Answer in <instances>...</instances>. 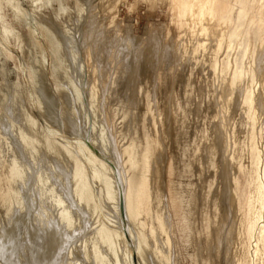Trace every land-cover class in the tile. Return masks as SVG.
<instances>
[{
    "label": "bare ground",
    "instance_id": "1",
    "mask_svg": "<svg viewBox=\"0 0 264 264\" xmlns=\"http://www.w3.org/2000/svg\"><path fill=\"white\" fill-rule=\"evenodd\" d=\"M121 1L116 0V3ZM170 6L171 11H175L178 17L185 21L182 23L184 25H180L174 35L168 29L164 31L162 26L161 28L152 26L148 32L149 55L147 51L139 53L140 44L137 49L135 45V51H138L136 58L141 63L146 62L150 55L154 57L152 69H163L162 65L169 55L173 56L175 63L177 61V66L173 64L168 66V62L173 63L168 61L172 58L170 57L166 59V66H173L170 70L166 67L168 71H172L171 76L167 74L170 77L166 75L167 70L166 72L163 70L165 73L162 71L165 76L157 70L159 74L155 71L145 76L144 81L141 79L143 81L141 87L138 82L143 74H137L136 84L142 88L143 94L148 91V87L144 86L150 87L151 84L148 94H151L153 102L154 127L158 126V120L163 125L162 118L167 111L176 120L173 123V131L170 130L175 132V140L172 141L180 153L176 157L175 168L171 165L168 168V175L170 178L176 175L181 182L176 186L169 180L168 195L158 188L157 160L160 159L158 150L162 141H166L169 135H172L170 131L168 133L164 127L162 132L156 129L157 138L150 140L152 143L144 141L148 146L142 141L144 143L142 146L146 147L140 150L137 143L139 145L141 141L136 143L133 133L129 139L127 134H125L127 137L123 135V130L127 129V127L122 129L123 125L137 123L134 111L136 112L138 101L128 96V92L135 89L136 84L133 80L129 82L128 79H122L129 72L128 58L133 53L126 52L133 49L130 39H124L125 43L121 40L124 46L120 49L114 48L115 44L109 39L112 47L104 48L102 56H105V63L104 58L100 61L101 65L105 64L106 67L102 65L101 69L97 68L100 62L94 66L96 61L94 60L91 66V68L94 66L91 69L93 78H90L93 81L89 82L90 85L84 83L87 89L84 88L83 93L87 94L89 102L85 100L88 104L94 103L96 107L90 104V108H97L102 124L100 125L102 130L99 128L102 134L101 141L98 139L102 144L96 143L93 139L94 147L88 148L87 144L85 147L77 142L78 138L83 142L82 137H88L86 133H89L85 130L82 132L79 126L76 127V121L75 126L72 125L75 119L79 122L80 118L73 117L75 119L71 120L70 113L66 114L68 123L66 120L64 122L71 123L69 126L71 125L72 129L76 127L77 139L69 142L57 141L54 139V131L48 125L51 123L47 124L49 129L43 130L33 119L27 117L26 109L25 113L23 112L25 102L22 107L21 105L25 96H22L24 93H21L23 89H20V85L10 87L8 86L10 83H7L8 85L0 83V224L4 222V226H0V264H127L128 253L134 249L144 264H183V251L187 249L190 251L185 253L184 258H188V264H264V37L260 35L254 47L252 44L248 45L240 54V58L236 59L238 48L234 43L239 38L238 27L233 30L234 33L226 36L228 23L224 20L223 13L228 8L225 9L224 1L189 0L187 3L183 1L181 3V0H172ZM66 14V9L61 6L54 13V20L57 21ZM76 14L75 19L71 17L68 19L69 23L74 22L78 25L83 20V7L77 9ZM36 17L35 12L29 20L23 21L21 26L28 27L33 23L29 48L31 50L39 48L45 54L44 46L36 44L34 37L37 35V27L46 33L47 23L43 22L42 25L36 23ZM94 21L91 19L87 25L85 24L86 34L82 33L83 41H80V45L74 36L70 41L66 39V34L72 31L61 22H54L58 26L57 30L60 28L56 31L60 33L57 37L55 34L53 41L49 40L50 34L46 36L50 29L43 37H50L48 39L49 45L51 41L50 48L60 49L59 52L63 53L62 57L60 56L62 60L70 57L71 60L67 59V63L77 62L79 55L82 54L85 62L91 61L93 52L97 56L100 44H98L100 39L96 36L93 47L88 42L91 39ZM118 26L115 18L109 19L106 24L107 31L110 36L115 34V39L117 32L113 34L112 32ZM143 48L145 49V46ZM80 49L82 54L79 52ZM228 49L229 54L226 53ZM40 50L38 52H41ZM31 54L28 58L26 76L29 94L34 99V94L38 93L40 99L35 98L42 107L39 109L52 114L53 99L47 98L48 93L43 80L46 74L44 69L46 60L40 62L42 58H38V61L37 56ZM54 54L50 52L47 59L51 63L53 81L59 85V82L66 84L62 87L65 89L61 92L64 93L63 99L67 96V99L80 100V92L78 96L79 93L76 91L73 98V93L69 91V80H73L74 77L71 76L68 80L70 72L63 66L67 63L56 59ZM125 54L129 55L127 59ZM98 56L100 57L101 53ZM223 57L226 59L225 64L221 62ZM186 62L189 65H185ZM183 65L188 66L185 69L188 74L185 73V76L182 74ZM174 66L178 68V74L175 73ZM198 71L201 80L193 86L192 79ZM181 77L185 78L183 85ZM178 80L184 94L181 101L176 99L178 95L174 90ZM120 84L124 86L120 93H126V98L118 93ZM76 86L81 90L82 86L74 87ZM162 88L165 89L163 97L167 102L166 100L163 102L162 96L159 98L156 95V92L162 94ZM56 90L60 92L59 87H56ZM95 99L97 103L94 102ZM70 102L69 105L73 101ZM126 104L133 107L130 114L123 110ZM74 105L71 107L74 108ZM209 110L211 115L207 112ZM73 112L74 110L70 115L74 116ZM64 113L60 114L62 115L60 117H64ZM191 116L195 117L196 123L201 122L200 127H195L192 131L189 127ZM235 116L239 119L235 120ZM54 117L50 118L51 121L59 124ZM57 117L60 118L58 115ZM61 120L63 121V118ZM137 128L134 127L133 130L139 131ZM220 157L224 164L225 179L219 172L217 160ZM56 159L67 163L62 166L61 163L56 164L58 161L55 162V166L58 165L56 168L60 170L58 173L56 169H52L51 172L52 166L49 165L50 161ZM38 162L41 164L40 168ZM244 162H247V166L243 165ZM138 163L143 165L145 183L140 194L134 193L131 186L126 183L129 166H136ZM152 173H155V176H152ZM96 180L102 184L99 194L95 193L97 190L93 187ZM134 183L138 184L135 180ZM103 201L113 203L111 206L114 207L117 218L114 217V220H118L117 226L106 222V219L101 220ZM150 223L153 225L155 223L153 228L150 227L153 230L147 228ZM89 224L97 225L93 234L89 231L92 235L77 239L84 233L85 227L90 226ZM133 226L137 228L138 233L136 231L135 233L139 237L138 240L135 239ZM144 245L148 247L147 251ZM141 247L144 251H141ZM120 248L122 252L124 251L121 260H119L121 257L117 256L120 252L117 250ZM74 255L79 256V259L76 258L77 262H74V258L71 259Z\"/></svg>",
    "mask_w": 264,
    "mask_h": 264
},
{
    "label": "rangeland",
    "instance_id": "2",
    "mask_svg": "<svg viewBox=\"0 0 264 264\" xmlns=\"http://www.w3.org/2000/svg\"><path fill=\"white\" fill-rule=\"evenodd\" d=\"M64 1L65 0H46V1L45 0H0V83H5L6 85H8L10 83L8 85L10 87H11V85H12V87L20 85V87H21L20 89L21 90L23 89L21 91V93L22 92L24 93V94L22 93L23 94L22 96L23 97L25 96V98H23L22 105H21V107H22L23 103L25 102L24 103L25 106H23V112L27 110L26 111L28 113V114L26 113V115H28L27 117H29L30 119H33L34 122L37 123V125H39V127L41 129L46 130L47 128L49 129V127H51V130L54 131V135H55L54 139H56L57 141H60V142H69V141H72V139H75V138L77 139V137H76L77 136V134H76L77 129H76V132H75V128L77 126H79L78 128L82 132H84L83 130H85L86 132L88 131L89 133H86L88 137H86V136H85V138L82 137V141L84 140L83 141L84 143L80 142L79 140H81V139H79V138H78L79 140L77 139V142L82 144L85 147H86V144H87V147L88 146L89 147H94L95 143H94V141H92L93 139L95 140L96 143L102 144V142H100L101 141V137H102V134L100 133L101 130H102V126H100V125H102V124H100L101 121H100L99 116H98L99 113L97 111V108H95L96 106L93 105L94 103L90 102L88 104L86 102V100L88 102H89V100L87 99L88 98L87 94L86 95L84 94L85 93L84 88L87 89V85L85 86L84 83H88V85H90V83L93 81V79H90V78H93V75L91 76V74H92L91 69H93V67L95 65H97L102 60L101 58H104V61L103 60L102 61H103V63H105V56H102V55H104V52H103V50H105L104 48L107 49V48L112 47V44H110L111 43L110 42L111 39H112L111 41L113 42V44H115L114 48H117V49H120V47L124 46L123 45L125 43L124 39L125 40L130 39V41L132 42V45H133V47H132L133 49H131L129 51H126V52H130V54L132 52L133 53L131 54L130 57H129V55L125 54V59H127L128 57H129L128 60L130 59L129 60L130 63H129V67H128L129 68V72H128V74H126L127 76H124V78H122V79H124V80L128 79L129 82L131 80H133L135 82V84H136V82H138V80L136 81L137 74H139V75L143 74V75H141L142 77L139 78L140 81L138 83L140 85V84H142L141 82L144 81L143 79H145L144 78L145 76H148L149 73L155 72L158 69H156V70L152 69L153 68L152 66L154 65V62H155L154 57L152 55H150L147 58L146 62H143V63H141L140 60L138 58H136V55L138 54V51L137 50L135 51V45H136V49H137L139 44H140V47L138 48V50H140V49L141 50L139 51V53L143 52V51H147V54H148L150 52V51H148L149 50L148 47H149V44H150L149 43L150 41L148 40V37H149L148 36L149 35L148 32H149V29H151L152 26L158 27V28H161V26H162L164 31H166V29H168L171 32V34L174 35L175 32L177 31V29L180 27V25H184L182 23H185V21L182 20L180 17H178V15L176 14L175 11H171V6L170 5H171V1L172 0H151V1H149V0H122L121 2H117V3H116V0H66L65 2ZM182 1H183V3L184 2L187 3L189 0H181V3H182ZM218 1H221V2L224 1V3L226 4L225 9L228 8L227 10H224V13H223L224 20L226 21V23L229 24V25L227 24V30L228 31L226 30V33H227L226 36L227 37L230 36V34L235 32L233 30L238 27L239 38H238V41H236L234 43V46H236V48H238V49L236 50V53H237V54H235L236 57L235 56L234 57L236 59L240 58V56H241L240 54L247 48L248 45L252 44V47H254L253 45L255 44V42H257V38L259 39L260 35H262L264 37V35H263L264 34V0H228V1L227 0H218ZM56 2H58V4ZM148 2H150L151 4L148 3ZM61 6H63L66 9L67 14L62 16L57 21H55L54 20V13ZM81 7H83V10H84L83 20H81V22L78 25H76V23H74V22H72V24L69 23L68 19L70 17H71V19H75L76 18L75 15H77L76 14L77 9H80ZM89 11L90 12L94 11V12L90 13ZM35 12H36V16H37L36 20H35L36 23H38V24L41 23V25H42L43 22L47 23L46 26H45L46 27L45 29H47V30L50 29L49 30L50 33H47V30H46V33H47L46 34L45 32L40 30V27H37V30H36L37 31L36 32L37 35H35V37H34V42L37 41L36 44H42L44 46V48L46 50L45 54L42 53V51L39 48H34L35 50L33 48H32L33 50L30 49L31 48L30 47L31 34H32L31 27H32L33 23H31V26H28V27H22L21 26V23L23 21L29 20L31 18V16ZM87 17L88 18L90 17V18L88 19ZM111 18H115L116 22L119 24V26L117 28H114V30L112 32V34L117 32V38L116 39H115V34L110 36L111 34L106 29L107 21L109 19H111ZM21 19H23V20L21 21ZM91 19H93L95 21H94L93 27L91 28V35H90L91 39H89L88 42H90L91 47H93L94 37L96 36L98 39H100V40H98V44L100 43L99 46L96 43V45L98 46V52H97L98 54H97V56H95V53L93 52L92 60L91 61H87L86 60L87 62H85L84 61L85 59L82 58L83 57V54L81 52L82 50L80 49L79 52L82 55H79V57L77 59V62H75V63H73L72 61H71L72 63L70 61L67 63V61H68L67 59H70V57H68V56H67L68 58L65 57L64 60H62L63 58L61 59V57H62L63 53L61 51H60L61 54H58L59 57L60 56L61 57L57 58L56 56H58L57 53H60L59 52L60 49H57L56 47H52V46H51L52 48H50L51 41H50V45L48 43V39L50 37L51 38L49 40L55 39L54 38L55 34H56L55 37H57V35H59L58 33H60V32H57V31L60 30V28H59V30H57L58 26H56L54 24V22H57V23L61 22L62 24H64V26H68L69 27L68 29L71 30L72 32L69 31V33L66 34L67 35L66 39L67 40L69 39L68 41H70L72 39V36H74V38L77 41V44L80 45V43L83 41L82 40L83 39L82 38L83 37L82 33L86 34L85 24L86 23L88 24L89 20H91ZM229 21H230V23H229ZM239 22H241V23H239ZM239 24H240V26H239ZM165 25H166V27H165ZM34 26H36V24ZM240 28H242V29H240ZM231 31H233V32H231ZM97 33L99 35L101 34L100 37H99V35ZM45 34H46L47 37L50 34V37L49 38H46V36L43 37V35H45ZM69 34L71 35V38H69L70 37ZM79 34L82 35V36L80 35L81 38H79ZM97 38H95V41H96ZM240 38H241V40H240ZM121 40L124 41V43H122ZM237 42H238V44H237ZM48 45H49V47H48ZM144 46H145V49L143 48ZM53 48H55L54 52H53ZM79 48H80V46H79ZM39 50L41 52H38ZM55 50L58 51V52L56 53ZM64 50H67V49L64 48ZM32 51H35L36 53L32 52ZM27 52L28 53L30 52V53L28 54ZM50 52H52V54L55 53L54 56H55L56 59H61L63 61V63H67V64H63V66H64V68L66 66L67 71L70 72V75L68 74V80L72 76V78L74 77L73 80L76 81V82H74L73 80H69V83H70L71 87L68 86L69 89H70V90L69 89L68 90L71 93H73V95H72L73 98H75L77 92L78 93L80 92L81 96H82L81 97L80 93H79L78 96H80L79 97L80 100L73 99L72 97L71 98L73 100H71L69 97H68L69 99H67V96H66L67 100L63 99V98H65L64 95H63L64 93H61V92L65 91V89L62 88V87H65L64 86L65 83L59 82L60 85H62V86H60L58 84V82L56 83L55 81H53V79L51 77V71H50L51 70V63H50V60L47 59V55L50 54ZM64 52H66V51H64ZM31 53H34L35 55L31 54ZM100 53H101V56L99 57L98 55H100ZM226 53L229 54L230 53V49H228ZM30 54H31V56H34V57L37 56V59L38 58L39 59L42 58L40 60V62L43 61V60H46V64H45V68H44L46 74L44 75L43 80H44V86H45L46 91L48 93L47 94L48 95L47 98L54 100V101L51 100V102L54 103L53 104L54 108L51 107V112H53L52 114L55 113L53 116H52V114H50V112L48 113V111L46 112V110L44 111L42 109L43 110L42 111L41 109H39V108H42V107L39 106V103H38L37 99L35 98V97H37L38 99H40V95L38 93L34 94L35 95L34 99L29 94V85H28V80H27L26 76H27V63L29 61L28 58H30ZM170 57H172V58H170ZM98 58H99V60H98ZM151 58H153V60H151ZM169 58H168V56L166 57L167 60L169 59L168 61H170V62L172 61L173 63H169L168 62V66L172 65V64L177 66V61L175 63V59H173V56L169 55ZM39 59H38V61H39ZM166 59H165L163 65H162L163 69H160L161 66H159V69H160V70H158L159 73H161L163 70L166 72V70H167L166 69V67H167L166 66L167 65L166 64L167 63ZM65 60H66V62H65ZM94 60H96V61H94ZM221 60H222L221 62L223 64H225L226 59L224 58V59H221ZM93 61L95 63H94V66L91 68V66L93 65ZM101 63L102 62H100L97 65V68L101 69L103 66L106 67L105 64H102L103 65L102 66ZM185 65H189V64H187V62H186ZM69 66H72V67L70 68ZM170 67H172V69H173V66H170ZM170 67H167V68L170 70L171 69ZM89 68H90V70H89ZM187 68H188V66L187 67L184 66V68L182 69V72H184L182 74H184V76L186 74H188V72L187 73L185 72V69H187ZM71 69H72V71H71ZM74 69H75V71H74ZM100 69H98V70H100ZM158 71L155 72V73L157 74ZM174 71H176L175 73H177L178 72V68L175 67ZM143 72H145V73H143ZM171 73H172V71L170 72V71L167 70L166 75L168 74V75L171 76ZM81 74H84V75H81ZM3 75H5V76L3 77ZM168 75H167V77H170ZM45 76H46V78H45ZM79 76H80V78H79ZM164 76H165V74H164ZM125 77H127V78H125ZM181 78L179 80H181ZM82 79H83V81H82ZM86 80H88V82ZM124 80H122V81H124ZM179 80H178V83H179ZM183 80H185V78H182V82L180 81L182 83V85L184 83ZM200 80H201V74L198 71V74L195 75L193 77V79H192L193 86H195ZM71 81H73V83H75V84H73V83L71 84ZM82 82H83V84H82ZM55 83L58 84V86ZM178 83L175 86L174 90H175V93L178 95L176 99H178V101H181L182 99H184L183 98L184 94L182 92L183 88H182L181 83H179V84ZM99 84H100V78H99ZM72 85H74V86L75 85H79L78 88H81L80 86H82V88L80 90V89H77V86L74 87ZM139 85L136 84L135 85V89H132L130 92H128L129 93L128 96L130 95L132 98H134V99H136L138 101L137 105H136V109H135L136 112L134 111L135 115H137L136 116V120H137L136 121L137 122L136 125L137 126L130 122L131 124L130 123H126L121 128L122 129H126L125 127H127V129L125 131L123 130V135L125 137H127L125 135V134H127L128 135L127 139H129L134 134L133 135V139L136 138L135 139L136 143L139 142V141H141V142L142 141L143 142L144 141L145 142H149L150 140H152V141L155 140V138H157L156 134H155L156 133L155 132L156 129H158L159 132H162L163 131V127H164L165 131H168V133L170 131V134H172V135L171 136L169 135V139H167L166 141H164V142L162 141V145H161L162 147L159 146L158 159H159V156H160V159L157 160V161H159V163H158V165H159L158 166L159 167V174H158L159 185H158V188L161 189V191L163 193H165V194L167 193V195H168L169 191L167 189L169 188L168 187L169 186V180H171L172 183L176 184V186L178 185L179 182H181V181L178 180V177L176 175H173L171 178L168 175V172H169L168 168L170 167V165L172 167L174 166V168H175V160H176V157L179 156L178 153H180L179 150L177 149L178 147H176L175 142L172 141V140H175L174 139L175 132L173 133L172 131H173V123L176 120H174V117L169 113V111H167L169 113V115H168V113L167 114L165 113V115H167V116L164 115V117L162 118V120L164 119L163 122H162L164 126L161 125V123L158 120L157 121L158 126L154 127L153 126V124H154V122H153L154 121V119H153L154 118V115H153L154 111L152 109L153 108V104H152L153 102L151 101L152 100L151 94L150 93L148 94V92H150L151 84H150V87H149V85L144 86V87H148V89H147L148 91H146V93H144V94L141 92L142 91V88H141L142 86L140 85L141 86L140 87ZM138 86H139V88H138ZM56 87L60 88V92L56 90ZM123 87L124 86H121V84H120L118 93L121 92V89H123ZM140 88H141V90H139ZM74 92H75V94H74ZM164 92H165V89H163V88H162V94L161 95H159V93L156 92L157 97L158 96H159V98H161V96L163 97V95H165ZM134 93H136V94L134 95ZM59 94L60 95L62 94L61 97H60ZM51 95H53V96H51ZM119 95L121 97H123V98H126L127 94L122 92ZM34 100H36V101H34ZM68 100H71V102L72 101L73 102L71 103ZM74 100L75 101H79V102H74ZM165 100L167 102V99L163 97V102H165ZM96 101H97V99L94 100L95 103H97ZM68 102H70L71 104L69 105ZM82 102H83V104H82ZM72 104L73 105L75 104L74 105L75 109L73 107H71V106H73ZM90 104L95 106V107H93L91 105V107H93L94 109L90 108ZM81 106L83 108H81ZM127 106H128L127 104L124 105L123 106V108H124L123 110L124 111L126 110L125 112L130 114L131 113L130 111L132 110L133 107L129 105L128 108H127ZM72 109L74 110V112H73L74 116L70 115V114H72V111H73ZM201 109H202L201 112L203 113V108H201ZM162 110H163V107H162ZM96 111H97V113H96ZM207 112L210 115L212 114L210 110L207 111ZM63 113L65 114L64 117L67 116L66 114L70 113L69 114V118H71V117L72 118L73 117L80 118L79 122H81V123H79L78 120H76L75 118H73V119L71 118V120L75 119L73 121L72 125L73 126L76 125V127L74 129H72L73 127L71 125L69 126V124H71V123L67 124L68 123V121H67L68 117H66V118L60 117V116H62L60 114H63ZM48 114H50V115H48ZM57 115L61 119L63 118V121L60 118H58ZM170 115L173 118L172 119L173 122H171V120H170L171 119ZM50 116H52V117L55 116L54 118L56 119V121H59L60 123L57 122L59 124H56L53 121H51L50 118H52V117H50ZM168 116H169V118H168ZM56 117L59 120H57ZM194 118H193V116H191V119L189 118L190 122L188 121L190 125L192 124L191 126L188 124L189 127L191 128L190 129L191 131L195 127H200V124H201V122H200V124L198 122L196 123V121H194ZM238 119H239L238 116H235V120H238ZM64 120H66L67 123H65L66 121L64 122ZM61 121H62V123H61ZM193 121H194V123H193ZM74 122H75V125H74ZM169 122H171L172 124L169 123ZM48 123H51V124H48ZM47 124L49 125V127H47ZM127 124H129V125L127 126ZM196 124L197 125L199 124V125L197 126ZM92 125H94V126H92ZM130 125L131 126L135 125L134 126L135 128L138 127L137 129H139V131L138 130L136 131V129H135V131L137 133H139V134H137L133 130L134 127H131ZM168 127H170V128L167 129ZM131 128H132V130H131ZM170 129H172V131ZM91 130H92L93 133L91 132ZM129 130H130V132L131 131L132 132L130 133ZM209 130H210V127H209ZM95 132H97L98 134L97 133L95 134ZM91 133H92L93 136L91 135ZM99 133L101 135H99ZM94 135H98V136H94ZM139 135H140L141 139L139 138ZM150 135H152V136H150ZM89 136H90V139H89ZM95 137H97V139ZM152 141H150V143H152ZM141 142H139V145L137 143V147H139L138 150H140L142 147L148 146L145 142L144 143L146 144V146H144V145L142 146V144H144V143L143 142L141 143ZM150 143H148V144L150 145ZM88 151L91 152L89 149H88ZM221 153H222V149H220V151H219V155L220 156H221ZM57 161H58V163H56V164L60 165L59 163H61V165L63 166L64 163H62V160H61V162L59 161V159H56V161H50L51 164H49V165L52 166L51 172L53 170H55V169H56L57 173L60 172L58 167L56 168V166H58V165L55 166V162H57ZM217 162H219V166H220L219 167V172H220V174L222 173V175H223L222 177H223V179H225L224 164H223L222 158L221 157L218 158ZM38 164L40 165V166L38 165V168H40L41 164L39 162H38ZM65 164L67 165V163H65ZM243 165L247 166V162H244ZM132 166H129V168H128L129 170L127 172L126 183H127V185L131 186V188L133 189L132 191L134 193H139L140 194L143 191V188L145 186V183H144V180H143V165H142V163H138V164H136V166L135 165H132ZM38 168L36 169V171L38 170ZM34 170H35V168H34ZM133 171H134V173H133ZM36 173L38 174V171ZM152 176H155V173ZM137 177H138L139 180L135 179ZM207 177L208 176H206V178ZM223 179H222V185H223V182H224ZM134 180H135V182L138 183V184L136 183L138 186L135 185ZM131 182H133L132 183L133 186H132ZM182 182H187V180H182ZM197 182L199 183V181H197ZM101 185L102 184L98 180L94 181L93 187L98 191V192L96 191L95 193L99 194V191L101 190V187H100ZM111 204L113 206V203H111V202L103 201L101 203V209L102 210L100 212V215L102 214L101 215L102 217L101 216L100 217H101V220H105L106 219L105 220L106 222L109 221V223H111L113 225H116V224L118 225V220L116 221V219H117L116 218V214H114L115 211L113 210L114 207H112ZM103 205H105V206H103ZM114 217L116 218L115 220H114ZM1 220H3V218ZM151 223H153V222H151ZM151 223L149 224L150 226L148 225V227H147L148 230H153L152 228H153V226H155V223H154V225L151 224ZM3 224H4V222H2L0 224V226L1 227L4 226ZM89 225L90 226L87 225L88 227H85L86 230L84 229L85 230V231H83L84 233H81V235H79L80 238L77 237V239H81L83 236H86V235L88 237V236L93 234V232H94L95 228L97 227V225H94V226L92 224H89ZM91 226H92V228H91ZM151 226H152V228H150ZM88 228L91 229V230H89ZM136 229L137 228H135L133 231H134L135 239L138 240L139 237H138V235H136L138 233L136 231ZM89 231L92 234H90ZM135 231L137 233H135ZM87 232H89V233L87 234ZM148 234H149V232H148ZM159 242H160V240H159ZM142 247H143V245H142ZM142 247H141V251H144V248L142 249ZM144 247L146 248L145 245H144ZM147 248H146L145 251L148 250ZM122 249H123V246H122ZM119 250H120V252H122L121 248L118 249L117 252ZM123 250L125 251V249H123ZM124 251L122 253L118 252L119 254L117 256L119 258L121 256L123 257ZM187 251H190V250L187 249L186 251L185 250L183 251V259H182L183 264H188V262H187L188 258L187 259L184 258V257H186L185 253ZM128 254H129L128 255L129 258L127 260H128L129 263H127V264H130V263L131 264H142V263L144 264V262L141 260V258L138 257L136 249H134L133 252H130ZM148 256H149L148 258L150 259L151 258L150 255H148ZM122 257L119 260H121ZM73 258H74V262H77V259H79V256L77 257L76 255H74L73 257H71V259H73Z\"/></svg>",
    "mask_w": 264,
    "mask_h": 264
}]
</instances>
